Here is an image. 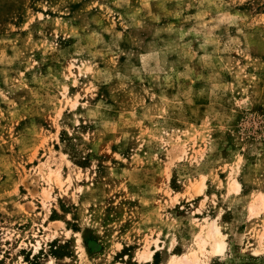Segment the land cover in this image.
<instances>
[{"label":"rangeland","instance_id":"374dc122","mask_svg":"<svg viewBox=\"0 0 264 264\" xmlns=\"http://www.w3.org/2000/svg\"><path fill=\"white\" fill-rule=\"evenodd\" d=\"M259 196L264 0H0V264H264Z\"/></svg>","mask_w":264,"mask_h":264},{"label":"bare ground","instance_id":"6f19581e","mask_svg":"<svg viewBox=\"0 0 264 264\" xmlns=\"http://www.w3.org/2000/svg\"><path fill=\"white\" fill-rule=\"evenodd\" d=\"M50 179L51 175L47 173L46 180L49 181ZM230 186L232 189H238L239 183L233 180ZM197 189L200 190L201 186ZM258 199L260 203L257 209H261L263 207L264 199L262 196H259ZM249 210L251 214L256 212L254 203L250 205ZM220 234L221 232L218 225L213 221L206 228H202L195 234L193 239L194 245L192 248L186 249L180 254L171 253L168 259L160 264H206L207 261L204 260L205 257L207 259L210 254H222L225 250L226 242L223 238H220ZM146 249H143L138 253V257L143 258L145 262L150 261L154 253L153 249Z\"/></svg>","mask_w":264,"mask_h":264},{"label":"crops","instance_id":"0c3cea01","mask_svg":"<svg viewBox=\"0 0 264 264\" xmlns=\"http://www.w3.org/2000/svg\"><path fill=\"white\" fill-rule=\"evenodd\" d=\"M215 255H217V254H215Z\"/></svg>","mask_w":264,"mask_h":264}]
</instances>
